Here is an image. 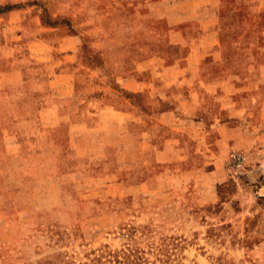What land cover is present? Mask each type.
Masks as SVG:
<instances>
[{
    "label": "rangeland",
    "instance_id": "1",
    "mask_svg": "<svg viewBox=\"0 0 264 264\" xmlns=\"http://www.w3.org/2000/svg\"><path fill=\"white\" fill-rule=\"evenodd\" d=\"M251 7L224 8L222 14L233 18L227 21L231 29H251L246 38L230 32L224 38L231 45L250 42L254 56L262 60L264 8L256 12ZM147 13L144 0H0V72L11 81L27 75L34 82L40 79L34 83L33 99L15 95L10 103L17 157L11 164L14 195L0 197V264H264V195L244 191L247 156L243 169L229 168V154L235 150L226 163L234 179L221 184L215 200L204 205L179 187L170 192L161 185L154 194H144L148 189L125 193L111 174L99 175L103 168L108 173L109 165L101 170L95 164L86 173L35 179L29 188L32 196L22 193L30 181L21 177V162L15 158L33 155L42 162L55 157L52 142L58 138L63 141L58 150L64 153L62 167L67 169L71 148L64 140L70 138L69 125H98L92 115L85 121L49 111L54 88L46 80L58 70L52 66L53 56H59L54 48L64 45V36L78 35L81 73V64L88 62L100 67L96 81L102 76L110 81L114 61L129 65L123 46L146 42L143 33L152 24ZM244 17L250 18L248 25ZM44 49L54 51L46 55L50 60L37 52ZM56 123L62 125L58 130L52 126ZM91 134L81 136L82 141L89 139L94 160L101 149L95 131ZM85 150L78 147V152ZM127 151L131 156L132 149ZM124 182H134L130 170ZM28 207L32 209L26 211Z\"/></svg>",
    "mask_w": 264,
    "mask_h": 264
},
{
    "label": "crops",
    "instance_id": "2",
    "mask_svg": "<svg viewBox=\"0 0 264 264\" xmlns=\"http://www.w3.org/2000/svg\"><path fill=\"white\" fill-rule=\"evenodd\" d=\"M144 1L152 21L143 33L146 42L123 46L129 65L124 68L123 61H114L110 81L104 76L96 81L100 67L88 62L81 64V73L78 35L64 36V45L54 48L59 56H53L52 66L58 70L46 80L54 88L49 111L55 117L92 115L98 125H69L70 138L64 140L71 148L67 169L62 167L64 153L58 150L63 141L58 138L52 142L55 157L42 162L33 155L15 158L21 162V177L30 181L22 191L25 196H32L29 188L35 179H62L86 173L95 164L101 170L109 165L108 173L103 168L99 175L111 174L125 193L148 189L144 194H154L161 185L170 192L179 187L204 205L215 200L221 184L234 179L226 166L232 150L247 156L244 191L264 195V59L254 56L250 42L231 45L224 38L228 32L246 38L251 29H231L227 21L233 18L222 14L232 4L254 5L251 8L260 12L264 0ZM244 20L245 25L251 22L249 17ZM37 52H44L45 60L54 54L50 49ZM4 78L0 72V197L14 195L11 164L17 156L10 103L15 95L33 99L34 83L40 81L28 75L15 81ZM52 126L58 130L62 125ZM94 131L101 153L93 160L92 145L81 135L90 137ZM80 146L88 152H78ZM127 149H132L131 156ZM129 170L134 182L125 184Z\"/></svg>",
    "mask_w": 264,
    "mask_h": 264
},
{
    "label": "built area",
    "instance_id": "3",
    "mask_svg": "<svg viewBox=\"0 0 264 264\" xmlns=\"http://www.w3.org/2000/svg\"><path fill=\"white\" fill-rule=\"evenodd\" d=\"M246 155L243 150H235L229 154L228 166L233 171H240L244 168Z\"/></svg>",
    "mask_w": 264,
    "mask_h": 264
}]
</instances>
